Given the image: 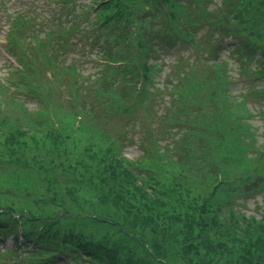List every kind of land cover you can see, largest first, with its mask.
I'll return each mask as SVG.
<instances>
[{
    "label": "trees",
    "instance_id": "16d2710c",
    "mask_svg": "<svg viewBox=\"0 0 264 264\" xmlns=\"http://www.w3.org/2000/svg\"><path fill=\"white\" fill-rule=\"evenodd\" d=\"M208 1L91 0L84 6L86 20L48 27L42 42L32 16L10 21L7 47L19 63L10 68L14 87L26 96L34 91L38 99L28 111L21 99L0 91L8 107L34 115L23 127L21 117L0 113V157L34 154L28 166L36 176L27 177L38 182V189L8 198L0 193V236L12 235L15 243L0 250V264H51L57 258L63 264H264V208L257 217L235 207L242 188L264 193V141L257 143L248 107L253 100L264 104V84L247 96L233 94L217 53L224 51L220 39L231 38L227 50L241 72L264 83V0H218L204 13ZM74 2L67 5L75 7ZM197 3L201 11L194 8ZM151 9L160 14L158 23L147 21ZM202 27L217 33L214 42L220 38L209 49L212 58L199 67L189 63L195 58L190 55L171 86L173 116L167 119L178 129L188 119L181 142L168 150L148 145L128 159L105 130L121 112V95H130L138 79V98L147 94L144 85L161 70L154 45H162L160 54L178 50L182 42L200 49L193 36ZM74 32L78 36L70 37ZM50 36L65 48L73 41L85 46L75 60H62ZM50 44L51 50H44ZM94 48L97 59H91L90 68L95 72L81 80V56ZM180 58L172 69H178ZM58 73L69 81L68 99L51 95L63 92L54 88L62 87L54 80ZM42 74L48 78L44 83L37 77ZM55 169L62 175H54Z\"/></svg>",
    "mask_w": 264,
    "mask_h": 264
},
{
    "label": "rangeland",
    "instance_id": "374dc122",
    "mask_svg": "<svg viewBox=\"0 0 264 264\" xmlns=\"http://www.w3.org/2000/svg\"><path fill=\"white\" fill-rule=\"evenodd\" d=\"M19 1L31 2L34 4L33 21H36V24L38 23L37 27L35 28V32L39 36L38 40L42 42V39L46 38V35H44V30L49 27L48 24H44L43 21H54L55 29H59L61 22L56 21H70L72 20V18H78L79 20L86 19V15L88 13L84 11V6L88 5L91 0H78L75 7L66 6L68 0H0V86H3L5 88V90L1 88L0 91L7 90L8 92L3 93L2 96L12 97L17 101H19L18 99H21L26 109L28 111H32L35 107V102L37 101L38 97L36 96V94H34V91L32 92L33 94L26 96V91L18 92V90H16V88L14 87L16 86V78L10 71V67L8 65V58L3 56L2 54V45L4 43L3 36L6 29L5 8L6 11L9 10V8L11 9L12 6L15 8L17 6L16 4H18ZM204 1L209 2L208 0ZM200 4L201 3H197V7L194 6V8H197L199 11H201L199 7ZM216 4H218V0H212V2L208 3L207 5H203L204 7H206L203 12H210L211 9L216 6ZM35 6L39 7V9H35ZM90 15L91 16L88 17L89 20L93 19L92 12L90 13ZM146 15L150 17L147 21H150L153 24L158 23V21H161L160 14L155 13L154 9H151V11L146 13ZM206 15L208 17L212 16L210 14ZM201 20L204 21L203 19ZM82 25L85 24L83 23ZM208 28L210 27H202V29L197 30L196 37L193 36V40L196 39L197 47L203 50H196L191 47L190 44H186L181 40L180 42H182V44L179 46V49L176 50L175 54H160V48L162 45H154L157 49V54L161 55L160 59L155 60L159 64H161V70L154 76L153 82L144 85L147 94L138 98V88L141 87V80L138 79V81L135 80L136 87L130 89V95H128L127 97H123L121 95V112H118L115 118L106 125L105 130L109 129L108 133L111 136L116 137L114 139H117V141L121 144L122 151L128 159L134 160L138 155L146 151V147L148 145L153 149L155 147H158L161 149L168 150V148H170L175 141L179 143L181 142L180 135L183 133L182 128L185 129L187 127L185 123H187L186 121H188V119L184 118L183 122L185 123L179 129L175 124H172L175 122L169 121L167 119V117L171 118L173 116L171 110L168 109L169 104L172 102V100L169 101L170 95L172 93L171 86L178 82V75L181 73V70L183 68H187V64L185 63L188 61L190 55L195 58L194 60L190 59L189 63L196 64L199 67H201L200 61H203L205 58H212L213 52H211L209 49L213 48V44L217 43L220 38L217 37L216 42H214L216 36L213 35L215 33L211 34ZM164 33L168 34V32L165 31ZM33 39L32 42L34 43ZM50 39L51 41H54V45L56 46L55 50H61L62 60L68 61V59H64L66 57L69 58V60H75L74 57H78L81 55L80 52L77 54L62 45H58L57 37L53 39L50 36ZM99 40L104 43L107 42L106 38L102 36ZM112 42L115 43L116 46H118L117 41ZM229 42L233 43V40L231 38L222 39L220 43L222 45V48H224V51H217V53L220 55L221 60H224L222 70L228 72L230 76V81H232L230 87L232 89L233 94L239 93V95L244 94L245 96H247L246 94L249 92V89L260 88L263 86L264 83L260 79L258 81L252 82V80L250 81L247 79V77L245 76L246 73L241 72L242 68H240L241 66H239V64L237 63L236 56L233 55L231 52H228L227 50L230 49L232 46V44ZM51 45L52 44L47 45L44 50L50 51ZM31 46L33 45L31 44ZM84 46L85 45L83 44L81 47L84 48ZM24 47L27 48L28 45L25 44ZM76 47L77 44L71 45V48L73 49H75ZM102 47L100 48L102 49ZM105 48L108 53H112L114 51L113 46H105ZM92 52L94 53L92 54ZM11 54L15 56L14 52ZM181 55L183 56V60H181V64L177 66L178 69H175V67H173L174 69H172V66L173 64H175V61H177V58L179 60L181 59ZM81 59L83 61V64L79 65L81 67L79 69L83 70V72H80L79 79L87 80L91 78L93 73L95 72V70L90 68L91 64H87V62L90 59H97L96 48H94L92 51H89L84 57L81 56ZM151 60H153V57H151ZM95 65L96 63L94 64V66ZM180 67L181 69H179ZM251 67H253V65H249V69H251ZM51 70L55 71L56 69ZM206 71H208V68H206ZM37 77L43 83L47 81V76H44V74H42L41 76L37 75ZM54 80L62 85V87L54 86V88L58 91L63 90V92L60 91V94H51L47 92L44 93L46 97L51 94L57 100L68 99V97H66V94L69 93V88L71 89V87L69 86V81H67L66 79L63 80L60 73L56 75ZM13 89H15L16 93L19 94V96L13 92ZM258 91L259 89H255V92ZM42 99L43 98H41V100ZM63 103H66V101L63 100ZM195 104L199 105V103L197 102H195L194 105ZM111 107L113 108V106ZM248 107L253 113L252 117L250 118V122L252 123V127L255 128V138L257 140V143L260 144L262 141H264V104H258L257 101L253 100V102L248 101ZM0 108V113L5 112V115H9L10 117H21V120H23L21 122L23 127H27L26 121L34 117V115L32 116V114L30 113L27 117H25L24 114L16 108L8 107L5 101H2L1 99ZM104 111H108V106L102 109V112ZM201 114H203V112ZM64 145L68 150L71 149L70 143L65 142ZM33 155L34 154L24 155L20 157V159L15 160L14 158L21 156V154L17 155V151H15L13 153H5L2 157H0V185L1 182L4 185V189L0 188V193L3 192L5 198H8V196L11 194H16L18 196H26L29 192L32 193L33 189H38V182L33 181L32 179L27 177L28 175L36 176V174L33 173L28 166L31 165L30 162H32L33 160ZM39 156L40 154L37 157ZM33 166L37 167L39 165L33 163ZM53 174L62 175V172L60 169H55ZM12 175L20 179L17 180L15 178V180L13 181L9 180L8 177H11ZM64 178H66V175L61 177L59 180L64 182ZM262 178L259 179L261 180ZM249 188L250 186H248L247 188H242L243 193H241V195L237 197V203L235 204V207L240 209L246 215L254 214L259 217L261 216V212L264 208V193L248 191L247 189ZM38 196H40V194H38ZM12 242V235H8L4 239L3 244L0 246L1 249H9L12 246ZM57 259H54L55 262L51 264H63L59 263L60 261Z\"/></svg>",
    "mask_w": 264,
    "mask_h": 264
}]
</instances>
